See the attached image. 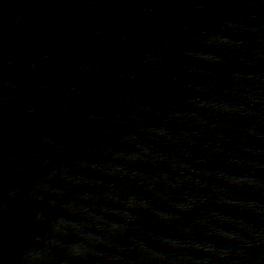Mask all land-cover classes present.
Returning <instances> with one entry per match:
<instances>
[{
	"label": "water",
	"instance_id": "obj_1",
	"mask_svg": "<svg viewBox=\"0 0 264 264\" xmlns=\"http://www.w3.org/2000/svg\"><path fill=\"white\" fill-rule=\"evenodd\" d=\"M0 264H264V0H0Z\"/></svg>",
	"mask_w": 264,
	"mask_h": 264
}]
</instances>
